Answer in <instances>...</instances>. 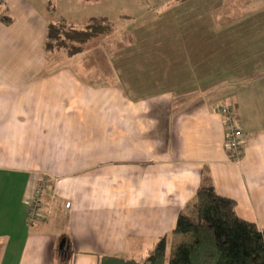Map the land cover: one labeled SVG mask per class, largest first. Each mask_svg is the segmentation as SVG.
<instances>
[{"label":"crops","instance_id":"0c3cea01","mask_svg":"<svg viewBox=\"0 0 264 264\" xmlns=\"http://www.w3.org/2000/svg\"><path fill=\"white\" fill-rule=\"evenodd\" d=\"M53 1L0 4V17L11 18H0V264H62V241L66 264L144 259L161 237L180 240L176 218L191 213L204 178L263 230L264 0H241L246 7L231 14L216 0L194 29L177 14L185 4L154 7L156 19L137 25L150 34L129 40L116 79L103 84L74 71L75 55L48 63V24L64 19ZM160 55L186 76L176 68L156 78L146 62ZM216 104L236 112L245 137L238 160L224 150ZM40 177L56 178L57 201L51 217L30 224L27 200Z\"/></svg>","mask_w":264,"mask_h":264},{"label":"trees","instance_id":"16d2710c","mask_svg":"<svg viewBox=\"0 0 264 264\" xmlns=\"http://www.w3.org/2000/svg\"><path fill=\"white\" fill-rule=\"evenodd\" d=\"M0 18L5 22L10 20L6 16ZM111 29L107 17H89L82 28L58 19L48 24L44 47L47 52H58L63 48L68 56H74L83 51L87 41ZM60 37L63 40H59ZM191 209V215L179 213L176 218L173 232L181 238L168 257L163 236L144 259L106 256L100 264H264V229L239 218L235 213V202L218 195L208 179L204 178L197 188ZM67 250L69 246L64 241L57 250L59 254L63 253L60 255L62 264L67 263L64 254Z\"/></svg>","mask_w":264,"mask_h":264},{"label":"rangeland","instance_id":"374dc122","mask_svg":"<svg viewBox=\"0 0 264 264\" xmlns=\"http://www.w3.org/2000/svg\"><path fill=\"white\" fill-rule=\"evenodd\" d=\"M5 1L6 0H0V4L1 3L4 4ZM169 2L170 0H159V1L157 0H82V1L60 0L56 2L54 1L51 2L52 5H49V8L53 10V16H55V18L56 16L60 18H64L68 23H74L76 26H80V27H82L85 24L87 18L90 16H100V15L106 16L109 22H111L112 24L111 31H107L108 33L106 34L95 36L94 38L90 39L85 44H83L82 47L83 51L75 55V58L77 59V60L75 59L76 62L74 61L73 64L71 62V64L73 65L72 67L74 68V71L76 73H81L82 75L84 74V76H88V78L92 80V83L103 84V83L111 82L115 74L118 75V69L122 65L120 62V57H123V59L126 58L125 55L126 53L121 52L120 50L128 46L129 40H131L133 37L134 40H137L139 42L144 41L145 40L144 35L150 34V29L147 27V25H143L144 27H142L141 29L139 28L141 26H137V25H140L143 22V20H145L147 17L155 18L156 17L155 14H160V11H158L157 9L162 8L163 6L167 5ZM245 2L246 1L241 2V0H226L224 3L223 10H225L226 13L228 14L234 13L237 10L244 9L246 7ZM176 3L178 4L180 3L178 7H180L182 3L183 5L184 4L186 5L185 6L186 10L184 12L179 11L177 14L179 16L184 15L185 16L183 19L184 22L187 25L191 23V25H193L192 29L198 26V25L195 26L196 25L195 22L198 21L195 16H199L202 14V10L205 9V5H208L210 8H215L219 4V3L217 4L216 0H207V1L177 0L172 4L175 5ZM154 7L155 8L157 7V9H155V12H152V10H154L153 9ZM141 8L142 9L150 8V9L149 11L146 10L147 11L146 12L145 10L141 11ZM168 10L169 8L166 9L165 11ZM146 13L148 14V16L146 15ZM175 17L176 16H172L171 18L166 17L165 19H163L162 24H171L173 18ZM9 19L11 20L10 17ZM178 20L180 22L182 19L178 17ZM200 20H202L201 17ZM136 26L138 28H136ZM169 27H171V29L173 28L172 25H170ZM203 29H205L204 24H202V30ZM59 40H63V37H60ZM149 40L153 41L154 39H149ZM198 43L199 40H196V44ZM62 49L63 48H60V51L54 53L48 52L49 64L56 66L60 62L67 61L68 58L72 57V56H68L66 52H64L67 51L66 49L64 50ZM207 51L210 52V50ZM194 62L196 65L202 64V59H196L194 60ZM146 63L153 64V67H155V69L158 70L156 78H159L161 76L159 79L161 78L163 79V75H167L165 79H168L169 75L171 74L174 75V72L177 73V71L175 70L178 67V65L173 66L172 64H170V62L163 65L161 55L157 56V59L152 58L151 60H148ZM179 67L180 68H177V70L180 69L183 70L180 76L185 77L186 73L184 70L186 69V67L185 66H182V68L181 66ZM195 69H197L198 71V68ZM164 84H166V82ZM216 106L225 107L229 105L216 104ZM55 181L56 178H46V177L39 178L29 198H31L32 195L36 193V191L40 190V193L38 192V196L36 200L39 205L38 212L41 213V217L39 219L33 217L30 220V224L44 222L45 220L48 219V217H51L53 213L52 209L54 208V204H56L57 201V195L55 191V185H56ZM40 188L44 189L45 191L43 190L41 191ZM64 207L65 208L67 207L66 203ZM189 215H191V213H189ZM66 234L68 235V233ZM178 241L179 240L177 238L168 239V241L166 242L167 243L166 257H168L171 254L172 248L175 246V244Z\"/></svg>","mask_w":264,"mask_h":264},{"label":"built area","instance_id":"2783aa9c","mask_svg":"<svg viewBox=\"0 0 264 264\" xmlns=\"http://www.w3.org/2000/svg\"><path fill=\"white\" fill-rule=\"evenodd\" d=\"M216 112H218L222 116V120L224 123V150L226 151L229 158H232L234 160H238L242 156L243 151V145H244V134L239 129L238 119L236 116V112L232 107L229 106H216L215 107ZM41 191H45L44 189L40 188ZM38 192L40 193V190L36 191L32 195L31 198H28L27 200V206H28V222L30 223V220L35 217L39 219L41 217V213L39 211V205L37 203V196ZM66 206L68 207L69 204L66 203Z\"/></svg>","mask_w":264,"mask_h":264},{"label":"water","instance_id":"95a60500","mask_svg":"<svg viewBox=\"0 0 264 264\" xmlns=\"http://www.w3.org/2000/svg\"><path fill=\"white\" fill-rule=\"evenodd\" d=\"M62 244H63V241L60 243V245H59V246L61 247V246H62Z\"/></svg>","mask_w":264,"mask_h":264}]
</instances>
